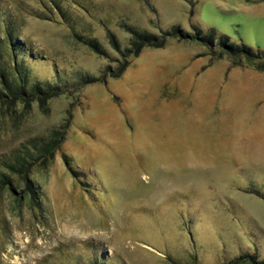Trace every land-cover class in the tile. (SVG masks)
<instances>
[{
  "label": "rangeland",
  "instance_id": "rangeland-1",
  "mask_svg": "<svg viewBox=\"0 0 264 264\" xmlns=\"http://www.w3.org/2000/svg\"><path fill=\"white\" fill-rule=\"evenodd\" d=\"M0 15L41 57L33 73L62 86L47 111L0 107V160L63 131L29 172L39 205L16 200V177L0 194V264L264 261V0H0ZM126 26L214 45L169 39L111 77ZM223 36L262 60L219 56Z\"/></svg>",
  "mask_w": 264,
  "mask_h": 264
},
{
  "label": "trees",
  "instance_id": "trees-1",
  "mask_svg": "<svg viewBox=\"0 0 264 264\" xmlns=\"http://www.w3.org/2000/svg\"><path fill=\"white\" fill-rule=\"evenodd\" d=\"M58 11V9H57ZM127 27V26H126ZM130 34L131 43L125 52L122 53L119 44L111 37L113 49L118 52L122 60L110 72L111 77H119L128 65L127 58L137 56L144 48H162L169 39L186 41L189 39L198 40L206 47L214 45L212 35L207 37L198 36L196 33L189 36L181 32L177 27L169 31L162 32L161 35H150L139 31L136 28H126ZM18 29L12 22L6 20L0 15V107L4 109L13 108L20 105L23 108L29 107L32 103H37L47 111V103L50 99L57 96L62 91L59 78L53 80H42L33 73L32 65L41 60L38 53L34 52L30 45L22 40L18 34ZM74 38L86 46L88 49L99 55H105L101 45L91 38H85L81 35L74 34ZM223 38L225 39L223 41ZM218 44L222 50L219 56H228L231 59H242L248 63L255 60H262L256 57L253 50L241 44L240 46L227 43V37L223 36ZM108 70L109 66L107 67ZM85 77V76H84ZM84 77H80L83 80ZM102 78H105L103 74ZM63 140V131L60 129L52 130L47 137L35 138L30 140L20 148L13 150L6 159L0 160V194L4 190H10L13 195L14 178L16 177L22 188L18 195L17 201L26 200L29 206L34 208L39 205L40 193L37 186L30 180L29 172L35 165L48 166L53 160L54 152ZM66 165L69 161L64 159ZM74 174V172H72ZM258 197H262L258 191H254ZM248 261H236L232 264H264V261L256 259V255L242 257ZM102 261V260H101ZM96 261L91 264H96ZM106 264L105 262H99Z\"/></svg>",
  "mask_w": 264,
  "mask_h": 264
}]
</instances>
